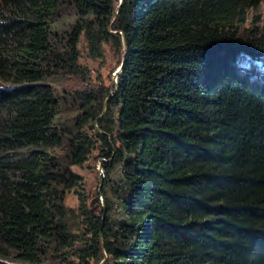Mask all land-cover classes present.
Masks as SVG:
<instances>
[{
  "label": "trees",
  "instance_id": "trees-1",
  "mask_svg": "<svg viewBox=\"0 0 264 264\" xmlns=\"http://www.w3.org/2000/svg\"><path fill=\"white\" fill-rule=\"evenodd\" d=\"M68 1L61 30L65 0H0V264H99L101 239L105 264H264V84L237 67L264 61V0ZM123 35L105 113L115 84L60 100L82 41ZM95 150L104 203L66 205Z\"/></svg>",
  "mask_w": 264,
  "mask_h": 264
},
{
  "label": "rangeland",
  "instance_id": "rangeland-1",
  "mask_svg": "<svg viewBox=\"0 0 264 264\" xmlns=\"http://www.w3.org/2000/svg\"><path fill=\"white\" fill-rule=\"evenodd\" d=\"M261 12H264L263 5L258 10H251L249 21L243 26L242 31L253 26L261 28L263 26V23L259 22L263 15ZM61 13L60 19L64 22V26H61L60 29H68L69 23H72L76 19L75 8L72 2L70 3V1L65 0ZM256 16H258V18L254 20ZM84 48L85 44L84 41H82L81 49L83 55L81 61L84 64H88L91 68V77L87 82H85V80L79 76H71L68 81L63 82L61 85H57L56 94L60 100H67V94L75 90H82L88 87L93 88L95 91H99L101 89L112 90L115 84V72L118 70L122 62V52H117L111 43H107L104 45L105 49L103 57L93 59L87 55V52H84ZM237 67L242 75H252L253 79L264 84V61L255 60L245 54H241L237 62ZM95 125L98 127L96 122ZM97 155L98 151L95 150L93 155L83 165H74L72 167L73 170L80 175L81 179L80 184L76 188L67 192L65 197L66 205L71 207H77L79 205L78 191L85 192L89 195L90 205L98 203L96 201H100L102 204L104 203L103 196H101L99 192L104 186L106 174L103 163L101 162V159L97 157ZM15 264L27 263L16 262ZM49 264L54 263L52 262Z\"/></svg>",
  "mask_w": 264,
  "mask_h": 264
},
{
  "label": "water",
  "instance_id": "water-1",
  "mask_svg": "<svg viewBox=\"0 0 264 264\" xmlns=\"http://www.w3.org/2000/svg\"><path fill=\"white\" fill-rule=\"evenodd\" d=\"M123 1L124 0H119V4L116 8V13L119 12L122 4H123ZM116 32V31H114ZM123 46H124V53H123V59H122V62L118 68V70L115 72V77H114V81H115V85H116V88L115 90L111 91L110 92V95L107 97V99L105 100V106H104V110H103V114L105 113L106 109H107V102L109 100V98L114 95L116 93V90L119 86V83H118V77H119V74L123 71V68H124V64H125V60H126V57H127V54H128V45H127V42H126V39H125V36L123 35ZM102 116V114L100 115V117ZM99 128V127H98ZM104 159L101 160V162H103ZM101 244H102V247H103V252H104V258L103 260L99 263V264H105L107 258H108V255L106 253V250L104 248V243H103V239H101Z\"/></svg>",
  "mask_w": 264,
  "mask_h": 264
},
{
  "label": "bare ground",
  "instance_id": "bare-ground-1",
  "mask_svg": "<svg viewBox=\"0 0 264 264\" xmlns=\"http://www.w3.org/2000/svg\"><path fill=\"white\" fill-rule=\"evenodd\" d=\"M241 54H245V53H241ZM246 55V54H245ZM244 57V56H243ZM252 58V57H251Z\"/></svg>",
  "mask_w": 264,
  "mask_h": 264
},
{
  "label": "built area",
  "instance_id": "built-area-1",
  "mask_svg": "<svg viewBox=\"0 0 264 264\" xmlns=\"http://www.w3.org/2000/svg\"><path fill=\"white\" fill-rule=\"evenodd\" d=\"M12 264H15V263H12Z\"/></svg>",
  "mask_w": 264,
  "mask_h": 264
}]
</instances>
